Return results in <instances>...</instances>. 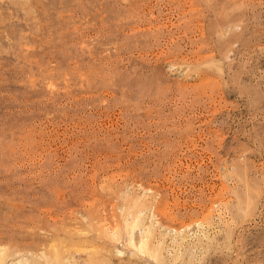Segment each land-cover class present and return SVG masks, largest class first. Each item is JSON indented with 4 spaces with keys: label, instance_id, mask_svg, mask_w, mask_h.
Instances as JSON below:
<instances>
[{
    "label": "rangeland",
    "instance_id": "374dc122",
    "mask_svg": "<svg viewBox=\"0 0 264 264\" xmlns=\"http://www.w3.org/2000/svg\"><path fill=\"white\" fill-rule=\"evenodd\" d=\"M0 264H264V0H0Z\"/></svg>",
    "mask_w": 264,
    "mask_h": 264
}]
</instances>
